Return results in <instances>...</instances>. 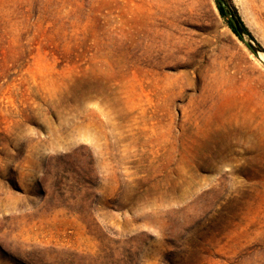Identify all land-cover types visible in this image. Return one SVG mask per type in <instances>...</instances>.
I'll return each instance as SVG.
<instances>
[{
  "label": "rangeland",
  "instance_id": "1",
  "mask_svg": "<svg viewBox=\"0 0 264 264\" xmlns=\"http://www.w3.org/2000/svg\"><path fill=\"white\" fill-rule=\"evenodd\" d=\"M0 264H264V65L214 0H0Z\"/></svg>",
  "mask_w": 264,
  "mask_h": 264
},
{
  "label": "water",
  "instance_id": "2",
  "mask_svg": "<svg viewBox=\"0 0 264 264\" xmlns=\"http://www.w3.org/2000/svg\"><path fill=\"white\" fill-rule=\"evenodd\" d=\"M221 6L225 7L230 21L240 38L241 42L248 48V50L255 55V57L264 65V51L259 49L251 37L245 32L241 25V19L239 18L235 8L228 0H218Z\"/></svg>",
  "mask_w": 264,
  "mask_h": 264
},
{
  "label": "trees",
  "instance_id": "3",
  "mask_svg": "<svg viewBox=\"0 0 264 264\" xmlns=\"http://www.w3.org/2000/svg\"><path fill=\"white\" fill-rule=\"evenodd\" d=\"M230 2V0H228ZM215 4H216V8H217V11L220 15V17L226 22V25L228 26V28L232 31V33L240 40V38L238 37L233 25H232V22L230 21L229 19V16H228V12L226 10L225 7L221 6V4L219 3L218 0H214ZM241 25L243 27V29L245 30V32L251 37V39L255 42V44L257 45V47L259 49L260 46L259 44L254 40V38L252 37V35L250 34V32L247 30V28L245 27V25L243 24V22H241ZM241 41V40H240Z\"/></svg>",
  "mask_w": 264,
  "mask_h": 264
}]
</instances>
